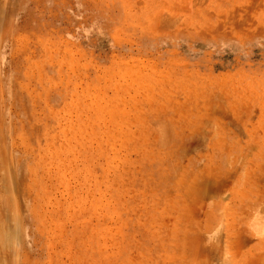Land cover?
Masks as SVG:
<instances>
[{
  "label": "rangeland",
  "instance_id": "374dc122",
  "mask_svg": "<svg viewBox=\"0 0 264 264\" xmlns=\"http://www.w3.org/2000/svg\"><path fill=\"white\" fill-rule=\"evenodd\" d=\"M0 232V264H264V0H0Z\"/></svg>",
  "mask_w": 264,
  "mask_h": 264
},
{
  "label": "bare ground",
  "instance_id": "6f19581e",
  "mask_svg": "<svg viewBox=\"0 0 264 264\" xmlns=\"http://www.w3.org/2000/svg\"><path fill=\"white\" fill-rule=\"evenodd\" d=\"M8 182V181H7ZM0 235H1V237H0V239L2 238V236L4 235L2 232H0ZM6 241V240H5Z\"/></svg>",
  "mask_w": 264,
  "mask_h": 264
}]
</instances>
